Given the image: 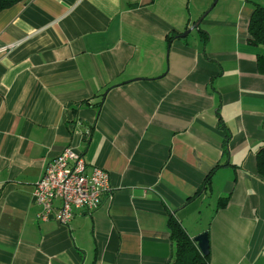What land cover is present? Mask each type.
Wrapping results in <instances>:
<instances>
[{
  "label": "crops",
  "instance_id": "obj_1",
  "mask_svg": "<svg viewBox=\"0 0 264 264\" xmlns=\"http://www.w3.org/2000/svg\"><path fill=\"white\" fill-rule=\"evenodd\" d=\"M257 5L30 0L0 13V264H169L171 216L192 240L208 233L211 264H264ZM67 147L109 174L110 193L66 227L40 220L32 196Z\"/></svg>",
  "mask_w": 264,
  "mask_h": 264
},
{
  "label": "built area",
  "instance_id": "obj_2",
  "mask_svg": "<svg viewBox=\"0 0 264 264\" xmlns=\"http://www.w3.org/2000/svg\"><path fill=\"white\" fill-rule=\"evenodd\" d=\"M108 193L109 174L97 167L88 172L84 157L73 147H67L45 166L42 178L35 184L32 199L41 208L40 220H55L67 227L75 212L92 214Z\"/></svg>",
  "mask_w": 264,
  "mask_h": 264
},
{
  "label": "trees",
  "instance_id": "obj_3",
  "mask_svg": "<svg viewBox=\"0 0 264 264\" xmlns=\"http://www.w3.org/2000/svg\"><path fill=\"white\" fill-rule=\"evenodd\" d=\"M30 0H0V13L11 9L19 4H26ZM248 43L253 47L264 48V5H257L253 15L250 18L248 27ZM172 40V39H171ZM258 69L260 74L264 75V54L258 56ZM258 174L264 180V143L257 152ZM212 174L207 176L203 190L199 194L211 192ZM227 204V198L219 201L217 208H224ZM171 240L174 244L169 264H211V257L203 256L196 243L189 236L175 217L171 216L168 223Z\"/></svg>",
  "mask_w": 264,
  "mask_h": 264
},
{
  "label": "water",
  "instance_id": "obj_4",
  "mask_svg": "<svg viewBox=\"0 0 264 264\" xmlns=\"http://www.w3.org/2000/svg\"><path fill=\"white\" fill-rule=\"evenodd\" d=\"M210 11H207L203 17H201L192 27L191 29H188L187 31H185L182 35H179L178 38L179 39H184L186 38L192 31L194 30H199V26L201 24V22L206 18V16L209 14ZM200 253L203 255V256H209L210 255V243H209V236H208V233H203L197 237L194 238L193 240Z\"/></svg>",
  "mask_w": 264,
  "mask_h": 264
}]
</instances>
